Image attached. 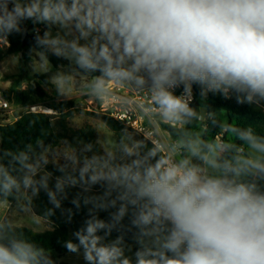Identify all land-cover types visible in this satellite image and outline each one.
<instances>
[{"label": "clouds", "instance_id": "clouds-1", "mask_svg": "<svg viewBox=\"0 0 264 264\" xmlns=\"http://www.w3.org/2000/svg\"><path fill=\"white\" fill-rule=\"evenodd\" d=\"M25 21L48 29L35 37L36 73L50 71L49 52L74 65L51 77L61 94L76 71L91 76L88 94L101 103L114 87L146 89L151 104L142 110L173 127L198 117L193 86L202 98L234 94L238 104H264V0H0V41L10 46L7 38L22 33ZM54 25L63 35H52ZM232 131L257 155L225 158L234 149L199 136L156 142L147 151L132 137L115 151L93 152L88 143L53 152L39 141V152L31 144L0 150V204L11 208L24 197L20 211L29 213L44 190L60 208L66 189L78 187L72 203L91 205L89 218L73 233L78 242L64 247L82 249L86 264H133L126 232L138 245L134 264H264V136ZM50 162L61 173L54 187ZM110 209L108 221L99 218ZM114 230L120 234L109 241ZM0 264L55 261L4 214Z\"/></svg>", "mask_w": 264, "mask_h": 264}, {"label": "trees", "instance_id": "trees-1", "mask_svg": "<svg viewBox=\"0 0 264 264\" xmlns=\"http://www.w3.org/2000/svg\"><path fill=\"white\" fill-rule=\"evenodd\" d=\"M22 27L28 30V34L24 39L22 38V33L10 35L11 47L6 51L0 52V61L10 55L18 56L21 54V81L13 82L12 88L15 87L16 101L20 105L28 107L38 104L46 95V92L37 81L31 82L34 80V76H30L29 74V64L32 61V55L35 51H40V48L36 45L35 37L37 34L40 36L43 35L41 33H35L34 28L29 24V21H25ZM32 49H35V51H32ZM48 59L55 67L68 65L67 60L59 58L51 52L48 53ZM39 76L43 78L44 82H48L45 76ZM23 81L29 82L30 90L21 89V82ZM50 106L55 111L60 112L63 110V106L60 104ZM191 106L197 110L198 117L193 118L190 124L186 126L182 125L180 127L163 124V129L168 131L173 139L178 140L181 137L199 136L205 141L215 142L216 137L222 135L224 125L222 118L223 113L227 116L228 125L231 127V131L233 128H251L256 135L264 136V112L262 108L255 104H238L234 94L230 99L224 98L220 94L213 93H208L206 97L202 98L200 96V88L194 86ZM203 108L208 110V114L204 121H200V113ZM72 114L71 111H61V113L54 115L40 112H24L12 123H5L3 119H0V150H24L26 145L31 144L36 151L39 152L41 149L36 148L38 141L41 142L45 148L53 150V152L65 141L69 143L75 141L84 142L86 144L91 143L93 149L95 148L98 150L99 146L96 142L95 129L91 126H86L80 129L72 128L69 125V119ZM100 116L105 124L114 132L118 141L126 137L143 140L147 147L142 149V151H147V148L152 146L151 142L135 134L124 124L115 121L108 114L102 113ZM222 139L224 143H230L229 148L234 149L226 152L225 158L239 155V152L247 147V144H243L237 140L233 131L231 139L223 136ZM46 170L53 172L54 180L55 176L61 175V173L56 171L52 163H49L46 166ZM93 189L100 190L98 186ZM79 192L80 191L76 192L70 199H64L61 202L60 208H55L54 205L49 202V198L44 190H42L38 196L33 198L32 208L39 216L45 218L52 224L53 228L51 230L38 233L25 226H15L18 231H24L27 236L48 249L55 264H68L65 262H59L57 257L72 253L64 247V242L67 240L78 242L75 240L73 233L83 227L84 221L89 218L88 209L91 205L85 206L81 202L80 208H76L72 203V200L77 197ZM15 201L16 200L11 201V204ZM47 209L53 210V215L50 217L44 216ZM111 211H114V209L99 211L97 214L99 218L108 221L110 219L109 212ZM123 223L128 225L129 220L127 217H125ZM100 234L102 235L103 233ZM119 234V232L114 230L108 239H115ZM131 242H134L132 234L126 232L125 243ZM81 251L83 250L81 249Z\"/></svg>", "mask_w": 264, "mask_h": 264}, {"label": "rangeland", "instance_id": "rangeland-1", "mask_svg": "<svg viewBox=\"0 0 264 264\" xmlns=\"http://www.w3.org/2000/svg\"><path fill=\"white\" fill-rule=\"evenodd\" d=\"M6 62V72H4V76L9 77L13 82L21 81L20 74H21V60L17 55H10L5 59ZM1 67V66H0ZM69 68L67 70H60V72H72V69L74 65H69ZM56 67L51 64V71H55ZM57 72L49 73L48 74V82H43L44 89L46 91V95L41 101L38 103L41 105L43 110H46L47 112H44L45 114H59L61 111H71L73 114L69 119V125L74 129H80L84 128L86 126H91L96 131V142L99 146L98 150L95 148L93 149V152H99L105 149L110 150H117L118 147V140L114 134V132L105 124L100 114H102L101 111L95 110L94 106H99V100L91 99L90 95L82 96L80 93L87 91V83L91 78L84 79V76L79 73L78 71L73 72V83L71 85L70 91H68L66 94H61L57 91L55 86L51 83V77L55 75ZM15 87L11 88L10 90H7L2 87L0 84V92L2 95L10 102L11 105V111L4 113L1 119H5V123H12L16 121L24 112H26L25 107L20 105L16 101V93L14 91ZM21 89L22 90H30L29 82L23 81L21 82ZM35 96V95H34ZM10 97V98H8ZM62 105L63 110L55 111L53 108H51L50 105ZM259 107L264 110V104L258 105ZM208 111L206 112V118H207ZM224 125L222 130V136L226 137L228 139H231L232 137V131L231 127L228 125L227 116L225 113L222 115ZM216 143V142H215ZM86 144L84 142L75 141L73 143L69 142H63L60 147L57 150H63L65 146L71 145L77 149L83 147V145ZM225 146L230 147V143H224ZM56 151V150H55ZM54 151V152H55ZM226 153V152H225ZM224 153V156H225ZM118 154V152H117ZM240 156H248L253 157L257 155L254 153L251 149L245 147L239 152ZM51 163V162H50ZM53 164V163H52ZM55 180L52 179L49 182L50 187H54ZM71 190V191H70ZM42 191V190H41ZM40 191V192H41ZM78 191L77 187L68 188L66 189L67 192V198L70 199L74 196V194ZM100 190H94V194L98 193ZM39 192V193H40ZM25 203V198L20 197L18 200H16L9 210V218L14 221V226H25L28 228H31L33 231L42 233L46 232L48 230H51L52 224L46 220L45 218L39 216L34 209L32 208L31 212L25 213L20 211V205H23ZM5 206L4 204H0V210L1 208ZM2 214L0 213V216ZM109 241L112 239H108ZM128 247L130 248V251H126V255L130 256L133 259L134 264V253L138 247L136 242L126 243ZM59 262H65L68 264H86V261L83 258V251H80L77 253H68L64 256L57 257Z\"/></svg>", "mask_w": 264, "mask_h": 264}, {"label": "built area", "instance_id": "built-area-1", "mask_svg": "<svg viewBox=\"0 0 264 264\" xmlns=\"http://www.w3.org/2000/svg\"><path fill=\"white\" fill-rule=\"evenodd\" d=\"M10 46H7L6 42L0 41V52L6 51L11 47L10 38H7ZM182 92L181 89L176 90V94L179 95ZM82 96L90 95L88 93H82ZM91 96V95H90ZM233 95L231 96V98ZM91 99L95 100L93 96ZM230 99V98H227ZM193 99L190 103H192ZM151 104L149 93L145 89L144 91H138L129 87H114L112 89L111 97L104 103L99 101V106L93 108L97 111H101L103 114H108L115 121L124 124L135 134L143 137L147 141L153 143L162 142L169 146L174 145L177 140L171 137V134L163 129V124H167L160 119L159 116L152 114L150 117L142 110ZM26 112L44 113L40 104L25 107ZM11 111L10 102L0 92V119L6 112ZM264 112V110H263ZM5 120V119H4ZM182 125H176L174 127H180ZM216 143L224 144L222 135H218L215 140Z\"/></svg>", "mask_w": 264, "mask_h": 264}, {"label": "crops", "instance_id": "crops-1", "mask_svg": "<svg viewBox=\"0 0 264 264\" xmlns=\"http://www.w3.org/2000/svg\"><path fill=\"white\" fill-rule=\"evenodd\" d=\"M29 24L34 28V29H38V33H41L42 35L44 34V32L46 31V30H48L47 29V26L46 25H43V24H36V25H34L31 21H29ZM35 33H37V31H34ZM57 32H60V34L61 35H63V32L57 27V26H53L52 27V29H51V33H52V35L53 36H55L56 34H57ZM36 52H38V51H35L34 53H33V55H32V60L33 59H38V57L36 56ZM9 57V56H8ZM18 57H19V59L21 60V54H19L18 55ZM6 59V58H5ZM2 60V61H0V84L2 85V87L3 88H5V89H7V90H10L11 88H12V83H13V81L9 78V77H6V76H4V72H6V60ZM69 65H70V62L68 61V65H66V66H59V67H56V69H55V71H49L48 73H46V74H40V73H36L34 70H33V66H32V61L30 62V64H29V74H30V76H34V80H32L31 82H34V81H37L40 85H41V87L44 89V84H43V82H44V80H43V78H41L39 75H43V76H45L46 78H47V80H49L48 79V74L49 73H53V72H60V70H67V69H69V68H72V67H69ZM74 68V67H73ZM79 72V71H78ZM80 73V72H79ZM82 74V73H81ZM83 76H84V79H87V78H91V76H89V75H84V74H82ZM44 91H45V89H44ZM46 92V91H45ZM82 93H88V90L87 91H84V92H82ZM82 93H80V95L82 94ZM12 205V204H11ZM9 210H10V208L8 207V205H5V206H3L2 208H1V210H0V213L2 214L1 216H3L4 214H7L8 216H9Z\"/></svg>", "mask_w": 264, "mask_h": 264}, {"label": "water", "instance_id": "water-1", "mask_svg": "<svg viewBox=\"0 0 264 264\" xmlns=\"http://www.w3.org/2000/svg\"><path fill=\"white\" fill-rule=\"evenodd\" d=\"M27 34H28V30L27 29H24V31L22 32V38L24 39ZM193 90H194V86H193ZM207 111L208 110L206 108H203L201 110V113H200V121H204L206 119V112Z\"/></svg>", "mask_w": 264, "mask_h": 264}]
</instances>
